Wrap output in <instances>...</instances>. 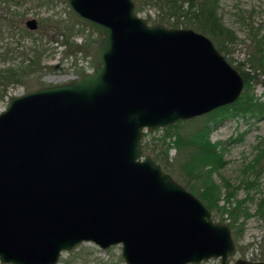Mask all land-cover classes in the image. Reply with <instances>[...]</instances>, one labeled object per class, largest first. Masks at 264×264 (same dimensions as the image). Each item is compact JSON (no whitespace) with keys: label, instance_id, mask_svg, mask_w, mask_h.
<instances>
[{"label":"water","instance_id":"obj_1","mask_svg":"<svg viewBox=\"0 0 264 264\" xmlns=\"http://www.w3.org/2000/svg\"><path fill=\"white\" fill-rule=\"evenodd\" d=\"M99 40L92 71L0 111V263L58 264L82 242L125 264H264L150 155L145 132L235 102L240 73L205 34L149 23L133 0H64ZM35 29V19L26 20Z\"/></svg>","mask_w":264,"mask_h":264},{"label":"rangeland","instance_id":"obj_2","mask_svg":"<svg viewBox=\"0 0 264 264\" xmlns=\"http://www.w3.org/2000/svg\"><path fill=\"white\" fill-rule=\"evenodd\" d=\"M24 8L27 11L22 27L32 32L33 37L41 42L43 48H46L41 61L42 70L24 80L21 86L10 88L8 95L0 100V111L6 107L9 96L77 79L82 70L92 71L94 67L87 48L88 44L99 40V36L94 31L78 24L76 27L80 32L69 39V45L62 43V36L57 39L55 35L54 25L49 18L67 21L68 17H71L64 0H53V4L46 5H38L37 2L28 0L22 7ZM159 12L157 6L150 5L138 14L143 18L147 15L157 18ZM217 15L220 22L232 30L235 36V41L225 42V50L221 53L240 73L243 80L244 76L245 78L249 76L248 84H244L239 98L232 104L218 107L192 119L183 120L178 125L177 131L187 135L208 126L207 138L216 144L224 162L220 168L212 170L210 174V180L220 187L218 209L209 210L211 217L215 221L229 223L228 214L222 212L221 208L234 206L235 200H244L243 206L249 215L244 217L243 211L245 210H242L236 222L242 230L239 239L235 242L237 248L235 257H242L244 253L247 258L258 256L264 260V222L255 213L257 200L264 194V167L259 173L247 169L258 154L264 151V108L250 113L249 111L241 112L233 107L242 96H252L264 107V68L253 65L256 67L254 68L250 62L251 55L255 52L251 33H256L264 43V0H219ZM28 19L36 20L35 29L32 30L26 26ZM8 40L9 38L5 35L0 37V50L6 47L5 43ZM27 42L29 43V37L25 36L21 30V52L23 44ZM83 42L85 43L84 49L80 50L78 45ZM1 61L0 58V65H2ZM169 126L145 132L142 147L144 142L158 148L162 147L163 139L167 143L171 142L176 129H169V134H167L165 130L170 128ZM183 158V153L178 156L177 150L170 144L167 171L175 181L198 197L201 191L198 187L201 178L196 175V178L189 180L188 175L182 169ZM262 163L264 166V158ZM251 181L256 185L246 187V184ZM225 184L229 185V188H226ZM227 190L235 191V196L230 202L225 199ZM120 253V245L103 249L92 242H82L73 250L63 252L58 264H125ZM218 263V258H211L199 264Z\"/></svg>","mask_w":264,"mask_h":264},{"label":"trees","instance_id":"obj_3","mask_svg":"<svg viewBox=\"0 0 264 264\" xmlns=\"http://www.w3.org/2000/svg\"><path fill=\"white\" fill-rule=\"evenodd\" d=\"M28 0H0V35L7 36L9 40L5 43L6 47L0 50V100L8 95L10 88L21 86L23 81L30 76L40 73L42 70V57L45 54L46 48H43L41 42L33 37L32 32L22 27L23 19L26 15V9H22ZM31 1V0H30ZM38 5L53 4V0H32ZM135 3V11L139 13L145 7L150 5L157 6L160 10L157 18L146 16L149 23H162L166 26H182L189 27L208 36L215 47L224 52L225 42L231 43L235 41V36L229 28L225 27L219 20L217 10L219 8V0H133ZM51 19L54 25L53 29L58 39L62 36V43L69 45V39L79 34L78 25L70 16L67 21L59 19ZM22 28V29H21ZM21 30L25 36L29 37V43L23 44L21 52ZM0 36V37H1ZM256 33H251V39L255 44V52L251 55L252 67L257 66L264 68V43L257 37ZM97 40L88 44V49L97 44ZM85 43L79 44L80 50L84 49ZM3 47V46H2ZM1 48V46H0ZM78 49V51H80ZM87 49V50H88ZM22 54V59H21ZM254 65V66H253ZM256 68V67H254ZM84 71L82 70L81 73ZM247 78L244 76V84H248ZM11 96H9L10 98ZM241 112L250 113L260 110L263 105L256 102L252 96L240 97L239 101L233 105ZM181 121L169 126L166 133L169 134V129H176L173 133L171 142L162 141V147L158 148L148 142L143 143V153L151 155L158 162L163 170L167 171L168 167V150L170 144L177 150L178 156L183 153L182 169L188 175L189 180L196 178V175L201 178L199 182V199L210 210L218 209V200L220 199V187L210 180L211 171L222 166L223 159L217 149L215 143L208 140V126H204L190 134L183 135L178 132V125ZM171 135V134H170ZM264 158V151L258 154L253 163H250L249 168L255 173L261 172L264 167L261 164ZM208 167V168H206ZM205 168V169H204ZM197 176V177H198ZM255 182L251 181L246 184V187H253ZM226 188L229 185L225 184ZM235 196V191H226L225 199L230 202ZM235 205L232 207H222V212H226L229 217V225L232 230L233 238L236 242L239 239L242 227L236 225L239 216L243 211L244 217L248 216L247 210L244 208V200H235ZM256 215L264 222V194L256 203ZM237 251V248H236ZM242 257H245L242 253ZM253 260H263L258 256H251Z\"/></svg>","mask_w":264,"mask_h":264}]
</instances>
